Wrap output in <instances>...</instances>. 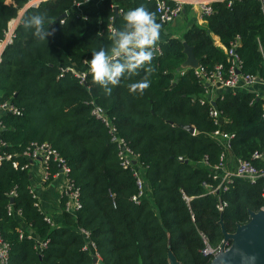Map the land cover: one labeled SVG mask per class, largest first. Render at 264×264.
Listing matches in <instances>:
<instances>
[{
    "label": "trees",
    "instance_id": "trees-1",
    "mask_svg": "<svg viewBox=\"0 0 264 264\" xmlns=\"http://www.w3.org/2000/svg\"><path fill=\"white\" fill-rule=\"evenodd\" d=\"M28 1L0 0V41ZM79 2L43 0L26 7L21 17L46 12L54 34L40 41L19 20L12 41L2 50L0 102L14 103L21 114L0 116V151L23 164L26 159L20 154L28 144L47 142L69 166L81 203L71 213L64 208L65 197L60 198L61 220L50 217L52 223L47 222L28 169L3 161L0 238L9 245L5 264H96L95 255L99 264H170L169 252L179 264H209L212 257L201 252L202 235L216 247L224 236L220 220L233 232L249 220L250 211L264 205V176L255 181L235 178L225 189L208 191L220 180L222 171L214 166L222 152L231 159L225 163L230 167L241 157L264 170V161L251 157L264 149L263 99L250 89L224 91L214 105L225 121L214 123L209 115L212 104L200 102L204 85L194 69L184 67L180 73L186 58L183 42L210 70L218 63L226 65L214 36L224 45L238 37L242 71L263 77L258 40L264 42V16L258 3L213 0L205 24L182 27L178 17L160 21L154 0ZM141 4L169 34L160 39L146 90L132 87L145 75L144 69L125 75L110 95L94 83L90 71L83 82L69 71L61 72L69 64L86 70L92 51L111 46L108 26L122 27L123 13ZM91 101L104 109L116 134L134 153L132 166L144 181L138 203L131 200L137 189L132 170L121 166L109 128L91 113ZM180 124L192 125L194 132ZM217 128L235 134L226 150L211 136ZM57 170L58 164L51 162V174ZM215 171L218 178L212 177ZM220 200L226 203L223 210L217 208Z\"/></svg>",
    "mask_w": 264,
    "mask_h": 264
},
{
    "label": "built area",
    "instance_id": "built-area-1",
    "mask_svg": "<svg viewBox=\"0 0 264 264\" xmlns=\"http://www.w3.org/2000/svg\"><path fill=\"white\" fill-rule=\"evenodd\" d=\"M43 0H29L24 8L20 10V14L15 21V24L12 26L10 24L12 20L9 21L7 30L5 31L4 37L0 41V59L1 52L5 45L12 41L14 36V28L20 20L22 12L26 7L36 5ZM212 0H154L155 2V10L157 17L162 22H171L174 21L183 9L185 3L196 5L199 8L200 18L206 21L207 16H209L213 12V8L211 6ZM259 6L261 13L264 16V0H256ZM230 2V1H229ZM109 30L112 28L111 25L108 26ZM220 41V40H219ZM218 46L222 48L224 54L226 55V65L222 63L216 64L212 69L207 70L205 67L200 64L196 67H192L194 69L195 75L200 79V81L204 85V97L200 99L201 103H205L208 101L212 104L209 108V115L212 117L214 123L217 125L222 124L225 119L222 117L220 111L214 105L216 96L221 95L224 91L231 90L236 92L239 89H250L256 97H261L263 99V109H264V76L259 77L251 73H246L242 71V59L237 52V47L239 45V38L235 37L232 39L228 45H224L221 42H215ZM258 48L262 57V65L264 67V42L258 40ZM156 51H159L157 48ZM69 71L75 77H77L80 82L85 80V76L87 71H89V67L85 69H77L74 65L69 64L61 67V72ZM180 73H184V68L180 70ZM91 113L100 119L108 128L111 133V140L115 142L118 148V156L120 159V164L123 168H130L135 177L136 182V192L131 196V200L135 203L140 201V197L144 193V181L140 174L139 169L134 168L132 164L135 162V156L130 147H128L126 141L119 137L116 134V128L114 124L111 122V119L106 115L104 109L99 105H96L93 101ZM0 113H11L13 115L21 114L20 108H18L14 103L10 101H2L0 102ZM0 115V116H1ZM1 126V121H0ZM194 132V131H193ZM212 138L220 142L224 149L226 150L231 146V142L235 137L233 132H224L221 129H215L212 134ZM4 142L0 140V146L3 145ZM20 156L26 159V161L21 164L14 158L12 154L5 153L0 151V165L3 161H11V164L14 168L20 167L21 169H29L30 162L36 158L40 159L41 169H42V179L44 181H48L52 178H57L60 182L59 184V196L60 198L65 197L64 208L68 212L75 213L80 207L81 203L79 201V189L74 186L73 181L69 177V166L66 164L64 159L59 155V153L52 148L50 144L47 142H31L28 144ZM252 158L261 159L264 161V149L261 151H254L251 155ZM231 159L227 157L225 152H222L220 155V162L216 164L215 169H221L222 174L220 180L217 185L212 186L209 185L208 191L211 193H216L220 186L225 189L228 182H231L235 178H240L248 181H255L258 177L264 176V170H259L249 159L237 157L233 159V166L230 167L226 162ZM55 162L58 164V170L51 174L50 172V163ZM213 178H218V174L215 171V174L212 176ZM10 195H15L14 190L10 191ZM35 196V194H33ZM188 200V197H186ZM225 202L219 201L217 203V208L219 210H223L225 206ZM264 210V205L261 207ZM10 211V207H8ZM47 222L52 223L51 218L49 216H45ZM85 235H88V232L82 230ZM205 246L202 248L201 252L204 255H210L213 257L216 253H218L224 245V249H227L230 245V241H223L216 247L211 246L208 242H206L205 237L202 235ZM44 245V243H42ZM9 245L7 242L3 241L0 238V264H5L7 259ZM97 258L98 256L95 255ZM98 263V260L96 262Z\"/></svg>",
    "mask_w": 264,
    "mask_h": 264
},
{
    "label": "clouds",
    "instance_id": "clouds-1",
    "mask_svg": "<svg viewBox=\"0 0 264 264\" xmlns=\"http://www.w3.org/2000/svg\"><path fill=\"white\" fill-rule=\"evenodd\" d=\"M87 2L80 0L77 5ZM123 18L122 27L113 26L109 30L111 46H101L92 51L89 60V71L94 83L102 87L107 95L120 84L125 75H138L141 69L145 70V75L132 87L139 91L146 90L150 86L149 76L153 71L151 64L160 42L161 24L145 5L128 10L123 13ZM51 24L46 12L23 15L20 19V25L33 29L34 37L40 41H46L47 37L54 34L55 29L49 27ZM102 35V32H97V36Z\"/></svg>",
    "mask_w": 264,
    "mask_h": 264
},
{
    "label": "water",
    "instance_id": "water-1",
    "mask_svg": "<svg viewBox=\"0 0 264 264\" xmlns=\"http://www.w3.org/2000/svg\"><path fill=\"white\" fill-rule=\"evenodd\" d=\"M117 13V8L114 6ZM65 15V14H63ZM183 51L186 58L181 67H196L199 65V59L195 56L192 46L183 42ZM2 54V52H1ZM189 132L194 131V127L189 124H180ZM223 231V243L230 241L227 249L224 245L218 253L210 260L209 264H264V210L250 211V218L246 223L238 224L233 232H227L223 228V222L220 220ZM170 264H179L175 256L168 253ZM98 258L93 256V261Z\"/></svg>",
    "mask_w": 264,
    "mask_h": 264
},
{
    "label": "crops",
    "instance_id": "crops-1",
    "mask_svg": "<svg viewBox=\"0 0 264 264\" xmlns=\"http://www.w3.org/2000/svg\"><path fill=\"white\" fill-rule=\"evenodd\" d=\"M9 1L10 0H6ZM213 1V0H212ZM190 5L185 3L181 11L179 22L183 27L188 26L191 22H197L198 24H205V20L200 18L199 8L195 6L193 8V13L188 15V10ZM174 25V22L172 23ZM175 33H177L175 31ZM169 34L167 31H161L160 39L167 37ZM214 41L220 42L217 36H214ZM1 115V113H0ZM1 127V126H0ZM30 173L31 189L37 196L38 203L46 212L47 216L53 217L54 219L61 220V208H60V196H59V180L57 178H52L48 181L42 179V169L40 159L36 158L30 162L28 169Z\"/></svg>",
    "mask_w": 264,
    "mask_h": 264
},
{
    "label": "rangeland",
    "instance_id": "rangeland-1",
    "mask_svg": "<svg viewBox=\"0 0 264 264\" xmlns=\"http://www.w3.org/2000/svg\"><path fill=\"white\" fill-rule=\"evenodd\" d=\"M9 2V1H8ZM190 5V9L188 10V15H190V14H192L194 11H193V8L196 6V5H192V4H189ZM19 14H20V11H19V13H18V15L15 17V18H13L14 20H13V22L11 21L10 22V24L13 26L14 24H15V21L17 20V17L19 16ZM181 15V14H180ZM179 15V16H180ZM12 20V19H11ZM178 20H180V18H178Z\"/></svg>",
    "mask_w": 264,
    "mask_h": 264
},
{
    "label": "bare ground",
    "instance_id": "bare-ground-1",
    "mask_svg": "<svg viewBox=\"0 0 264 264\" xmlns=\"http://www.w3.org/2000/svg\"><path fill=\"white\" fill-rule=\"evenodd\" d=\"M14 20V19H13ZM13 22V21H12Z\"/></svg>",
    "mask_w": 264,
    "mask_h": 264
}]
</instances>
